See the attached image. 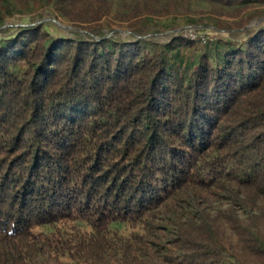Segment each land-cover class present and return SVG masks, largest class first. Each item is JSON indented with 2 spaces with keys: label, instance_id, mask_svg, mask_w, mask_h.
I'll return each instance as SVG.
<instances>
[{
  "label": "trees",
  "instance_id": "1",
  "mask_svg": "<svg viewBox=\"0 0 264 264\" xmlns=\"http://www.w3.org/2000/svg\"><path fill=\"white\" fill-rule=\"evenodd\" d=\"M190 1L0 0L83 32L0 38V264H264V0Z\"/></svg>",
  "mask_w": 264,
  "mask_h": 264
},
{
  "label": "rangeland",
  "instance_id": "2",
  "mask_svg": "<svg viewBox=\"0 0 264 264\" xmlns=\"http://www.w3.org/2000/svg\"><path fill=\"white\" fill-rule=\"evenodd\" d=\"M257 7H260V4H257ZM210 9V5L206 2L191 0L188 13L186 14L188 17L181 15L159 19L157 20V23L148 26L145 36L153 42L160 44L169 43L178 35L200 37V34H202V37L206 36L207 39H211L212 34L215 31L214 29L207 30L201 28V30L200 27L197 28L194 25H189L190 22L188 20L189 17L194 20H198L200 17H205L209 22L208 13ZM223 18L232 21L230 18ZM256 24L257 20L255 19L249 26H256ZM38 25L46 27L54 34L71 39L83 33L82 30L73 27L58 13H53L52 11L45 9H36L24 14L6 16L3 23L0 22V38H5L15 33L16 27L31 28ZM173 27H177V29ZM115 28L118 31V36L127 40H135L138 36L137 33L134 30H130L126 24L122 26L115 25ZM225 34L231 40H238L240 38V32L236 29L228 31ZM130 233L131 228H126L125 230H122L120 235L126 238ZM41 260L44 261V258L42 257Z\"/></svg>",
  "mask_w": 264,
  "mask_h": 264
},
{
  "label": "built area",
  "instance_id": "3",
  "mask_svg": "<svg viewBox=\"0 0 264 264\" xmlns=\"http://www.w3.org/2000/svg\"><path fill=\"white\" fill-rule=\"evenodd\" d=\"M193 38H196V36H193Z\"/></svg>",
  "mask_w": 264,
  "mask_h": 264
}]
</instances>
